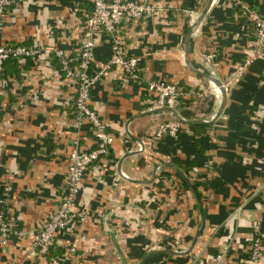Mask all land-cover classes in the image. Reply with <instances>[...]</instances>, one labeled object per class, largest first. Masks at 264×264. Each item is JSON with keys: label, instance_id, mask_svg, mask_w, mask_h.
<instances>
[{"label": "crops", "instance_id": "crops-1", "mask_svg": "<svg viewBox=\"0 0 264 264\" xmlns=\"http://www.w3.org/2000/svg\"><path fill=\"white\" fill-rule=\"evenodd\" d=\"M147 1L163 10L118 31L125 53L138 58V78L104 66L111 42L96 33L89 70L100 73L88 105L111 142L79 181L74 207L87 214L57 229L45 253L31 248V232L58 205L70 150L92 144L87 123L73 124L75 81L53 49L75 60L90 4L14 0L3 14L0 42L48 50L21 64L7 60L0 73L1 208L23 232L0 242V264H216L218 252L219 264H250L251 220L264 223V59L251 57L243 8L264 14V0H211L192 33L191 18L207 0ZM208 75L224 84L217 115L201 121L217 110L218 93L205 115L184 118L175 107L183 118L177 136L155 138L156 124L173 114L153 103L147 80L172 81L193 107L212 92ZM190 160L196 169L187 178Z\"/></svg>", "mask_w": 264, "mask_h": 264}, {"label": "built area", "instance_id": "built-area-1", "mask_svg": "<svg viewBox=\"0 0 264 264\" xmlns=\"http://www.w3.org/2000/svg\"><path fill=\"white\" fill-rule=\"evenodd\" d=\"M13 1L0 0V26L3 14ZM87 1L90 4V11L85 16L84 27L78 38L75 60H71L61 48H54L53 52L58 59L59 68L63 74L75 81V115L73 124L76 128H79L83 122L87 123L92 132V144L87 148L74 146L69 152L65 184L60 201L55 211L31 232V248L39 253L47 252L52 235L57 229L67 226L75 219L81 221L87 214L86 208L82 206L78 208L76 205L74 207L79 181L86 167L105 154L111 142V136L105 131L102 120L88 105L89 89L100 73V70H89L95 47L96 33H103L111 42L112 55L104 66L107 67L108 64L113 63L120 67L127 78L136 79L139 75L138 58L125 53L121 47V37L118 31L126 23L142 17L155 15L163 10L162 6H159L154 1L147 0ZM243 10L246 20L252 26V35L249 41L251 57L264 59V14L250 7H244ZM41 49L44 51L48 50L45 47L28 46L18 42H0V73L7 58L11 57L16 63L21 64L28 56L36 55ZM202 56L208 60L211 59L212 54L204 53ZM249 60L247 59L239 65L236 68V72L240 73L243 64ZM222 85L224 88V84ZM145 87L153 95V103L155 105L162 106L168 111L176 107L180 91L172 81L165 78L149 79ZM211 90L214 95L219 94L218 89L213 85ZM169 113L172 114L170 111ZM181 125L182 121L172 115L170 118L156 124L153 129V136L155 138H161L165 135L176 137ZM207 162L204 161V164L207 165ZM191 169L195 170L196 166H192ZM3 201V197L0 196V242L4 244L7 241L9 233L21 235L23 232L20 228L12 227L8 223L5 212L1 208ZM251 227L253 233L249 249V262L250 264H262L264 254L262 245L264 241V223H261L257 219H252ZM221 261L222 255L218 252L215 254V263L219 264ZM9 264L22 263L12 262Z\"/></svg>", "mask_w": 264, "mask_h": 264}, {"label": "trees", "instance_id": "trees-1", "mask_svg": "<svg viewBox=\"0 0 264 264\" xmlns=\"http://www.w3.org/2000/svg\"><path fill=\"white\" fill-rule=\"evenodd\" d=\"M186 2H187V0H182L183 5H186ZM7 60L13 61V58L9 57L5 61H7ZM58 65H59V63H58ZM213 98H214L213 92L208 91L207 93H205L200 98V100L197 102V104H195L193 107H191V106H189V104L186 101L183 100L181 93H180L179 101H178L176 107H177L179 114H181V116H183L184 118H191V117L196 116V115H198V116L205 115V114L209 113V111L211 110ZM74 115H75V107H74ZM192 125L195 127V130H200V129L203 130L205 124H203L202 122L194 121V122H192ZM192 163H193V161L190 160L189 162H184V164H183L182 170L184 171L187 178H189L191 176V174L189 175L187 169L190 168V170H191ZM159 174L160 173H158V176H159ZM181 180L183 181L182 178H181ZM157 182H158V180H156V183ZM250 242H251V239H250ZM263 243H264V241L262 242V245H263ZM50 246H51V242L48 245V249ZM249 249H250V245H249Z\"/></svg>", "mask_w": 264, "mask_h": 264}, {"label": "water", "instance_id": "water-1", "mask_svg": "<svg viewBox=\"0 0 264 264\" xmlns=\"http://www.w3.org/2000/svg\"><path fill=\"white\" fill-rule=\"evenodd\" d=\"M211 3V0H207L206 4L204 5L203 8H201L200 10H198L194 16L191 18V21H190V27H189V33H192L194 32L197 27L199 26V22L201 20V17L204 15L206 9L208 8V6L210 5ZM209 82L218 89V92H219V95H220V102H219V105H218V108L217 110L214 112V114L211 116V118L207 119V120H201V121H205V122H209L210 120H212L216 115L217 113L219 112V109L221 107V103L224 99V95H225V92H224V88H223V85L221 84V82L219 80H217L215 77L211 76V75H208L207 76ZM170 112L178 119H180L181 121H183V118H181L178 113L176 112V110L174 109H170ZM138 149L140 150L141 149V143L138 142ZM175 252V251H174Z\"/></svg>", "mask_w": 264, "mask_h": 264}]
</instances>
